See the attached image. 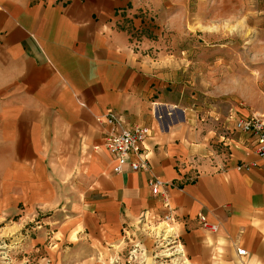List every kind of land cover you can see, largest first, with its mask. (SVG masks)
I'll use <instances>...</instances> for the list:
<instances>
[{"label":"crops","instance_id":"1","mask_svg":"<svg viewBox=\"0 0 264 264\" xmlns=\"http://www.w3.org/2000/svg\"><path fill=\"white\" fill-rule=\"evenodd\" d=\"M176 4L0 0V221L43 217L59 249L43 251L41 264H127L131 243L150 257L158 248L145 228L168 214L181 251L171 264H239L236 248L246 250L243 264H264V160L254 140L232 118L202 126L161 61L131 48L143 11L166 25ZM108 112L120 127L149 129L146 170L114 171ZM152 175L173 186L152 194ZM198 214L218 230L202 229Z\"/></svg>","mask_w":264,"mask_h":264},{"label":"rangeland","instance_id":"2","mask_svg":"<svg viewBox=\"0 0 264 264\" xmlns=\"http://www.w3.org/2000/svg\"><path fill=\"white\" fill-rule=\"evenodd\" d=\"M178 1L166 25L152 9L142 12L147 24L142 21L132 34V50L161 61L202 126H223L242 110L264 115V0ZM145 41L149 46L143 48ZM42 218L0 221V264H41L43 251L59 249ZM44 228L46 240L39 243ZM156 251L146 253L144 264L175 258L156 260Z\"/></svg>","mask_w":264,"mask_h":264},{"label":"built area","instance_id":"3","mask_svg":"<svg viewBox=\"0 0 264 264\" xmlns=\"http://www.w3.org/2000/svg\"><path fill=\"white\" fill-rule=\"evenodd\" d=\"M110 122H116L117 127L111 130L105 137V149L115 161L114 171L121 173L124 171L138 172L146 170V155L141 149V144L149 134V129L144 126H132L129 128L120 127L118 120L112 112H108ZM233 119L234 130L249 135L255 143V152L257 156L264 160V115L252 114L248 117H235ZM224 127H222L223 129ZM231 130L224 128L220 135V142L225 146L230 140ZM226 147V146H225ZM212 154V153H211ZM148 186L151 193L156 195L162 193L163 188L172 187L169 181H163L154 175L148 179ZM197 220L202 229L209 232H216L218 224L209 222L203 214L197 215ZM174 218L168 214L155 226L145 228L149 233H154L159 240L157 252L153 255L154 259H160L159 256L168 258L169 255L176 256L180 254V244L177 233L172 226ZM153 228V230H151ZM158 231V232H157ZM239 264H243L241 258L246 254V250L236 248ZM146 252L141 248L140 243H131L127 251V264H144Z\"/></svg>","mask_w":264,"mask_h":264}]
</instances>
